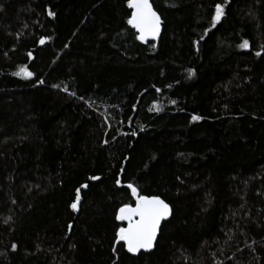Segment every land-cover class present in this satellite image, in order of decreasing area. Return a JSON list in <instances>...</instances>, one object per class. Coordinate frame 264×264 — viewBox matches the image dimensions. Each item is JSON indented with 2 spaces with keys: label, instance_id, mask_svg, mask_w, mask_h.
<instances>
[{
  "label": "trees",
  "instance_id": "1",
  "mask_svg": "<svg viewBox=\"0 0 264 264\" xmlns=\"http://www.w3.org/2000/svg\"><path fill=\"white\" fill-rule=\"evenodd\" d=\"M150 3L142 42L128 0H0V264H264V0ZM128 184L171 209L136 256Z\"/></svg>",
  "mask_w": 264,
  "mask_h": 264
},
{
  "label": "snow or ice",
  "instance_id": "2",
  "mask_svg": "<svg viewBox=\"0 0 264 264\" xmlns=\"http://www.w3.org/2000/svg\"><path fill=\"white\" fill-rule=\"evenodd\" d=\"M128 7L132 12L130 18L127 20V24L139 33L135 38L142 42H147L149 38L155 40L160 32L161 19L153 9L150 0H128ZM49 15L54 14L49 12ZM223 15V4H216L215 14L211 18L213 27L220 21ZM40 43H44L43 38L40 40ZM238 47L247 49L249 42L243 40ZM256 55L260 56L261 52H256ZM29 56H31V53H29ZM13 75L20 76L21 78H31L33 74L26 67L20 66L19 70L13 73ZM191 75L193 73L189 70V76ZM64 91H67V88ZM192 119L196 121L201 118L193 116ZM116 183L119 185L121 182L117 179ZM127 189L130 190L131 196L135 200V206L124 204L115 214L116 221L125 225L118 226L115 232V239L118 242H123L128 252L136 253L140 249L148 250L153 247L161 221L170 214L171 209L159 196L140 195L137 187L132 184H128ZM79 200L80 194L79 189H77L76 201L78 202ZM71 208L73 210L77 209V203H72ZM15 247L13 245V249Z\"/></svg>",
  "mask_w": 264,
  "mask_h": 264
},
{
  "label": "water",
  "instance_id": "3",
  "mask_svg": "<svg viewBox=\"0 0 264 264\" xmlns=\"http://www.w3.org/2000/svg\"><path fill=\"white\" fill-rule=\"evenodd\" d=\"M145 196H147V195H145ZM152 196H153V195H152ZM132 206H135V203H134V205H132ZM168 216H169V215H168ZM168 216H167L165 219H163V220L161 221V224H160L159 229H158L157 238H158V235H159L160 227H161L162 223L168 219ZM157 238H156V240L154 241L153 247H152L151 249H148V250L140 249V250H139L138 252H136V253H130V252H128L126 246H125V245H124V246H125V249H126V251H127L128 253H130L131 255H134V256H135V255H137L140 251L149 252L150 250H152V249L155 247V244H156Z\"/></svg>",
  "mask_w": 264,
  "mask_h": 264
},
{
  "label": "bare ground",
  "instance_id": "4",
  "mask_svg": "<svg viewBox=\"0 0 264 264\" xmlns=\"http://www.w3.org/2000/svg\"><path fill=\"white\" fill-rule=\"evenodd\" d=\"M74 202H76V203H77V209H78V206H79V201L77 202V201L75 200ZM74 202H73V203H74ZM134 203H135V200H134ZM134 203H133V204H131V205H134ZM77 209H75V211H76ZM159 232H160V230H159ZM122 243H123V242H122ZM155 245H156V244H155ZM123 246H124V244H123ZM124 249H125V246H124ZM125 251H126V249H125ZM126 252H127V251H126ZM140 252H144V251H140ZM140 252H139V253H140ZM127 253H128V252H127ZM139 253H138V254H139ZM128 254H129V255H131L130 253H128ZM138 254H137V255H138ZM131 256H134V255H131ZM135 256H136V255H135Z\"/></svg>",
  "mask_w": 264,
  "mask_h": 264
}]
</instances>
